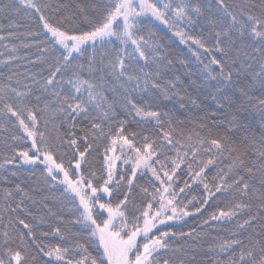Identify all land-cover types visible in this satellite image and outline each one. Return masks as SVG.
<instances>
[{
	"label": "snow or ice",
	"instance_id": "6c2138e0",
	"mask_svg": "<svg viewBox=\"0 0 264 264\" xmlns=\"http://www.w3.org/2000/svg\"><path fill=\"white\" fill-rule=\"evenodd\" d=\"M61 9L67 13L69 6L0 3V13H24L38 23L28 35L43 37L34 45L49 54L30 61L46 63L47 75L30 73L22 89L11 83L0 89V131L6 133L0 145V264H264V0H84L57 18ZM155 21L181 43L202 49L207 63L199 51L192 53L194 68L173 57L165 37L153 31ZM179 24L206 35L193 36ZM15 37L8 31L0 42ZM3 46L19 51L15 44ZM16 59L23 57L3 63ZM182 75L215 82L209 94L216 112L199 117L195 143L174 126L184 123L177 110L199 107ZM256 91L262 147L250 152L248 105ZM165 101L173 108L162 107ZM145 123L156 137L138 142L129 126ZM101 143L97 171L89 157ZM193 185L204 194L179 199ZM45 191L39 201L32 194ZM48 200L61 207L54 210ZM29 203L46 211L36 215ZM211 205L217 207L197 227L175 230ZM65 206L69 219L62 215ZM210 221L234 226L227 238L214 236L205 247L198 229ZM51 236L60 242L46 243Z\"/></svg>",
	"mask_w": 264,
	"mask_h": 264
},
{
	"label": "trees",
	"instance_id": "16d2710c",
	"mask_svg": "<svg viewBox=\"0 0 264 264\" xmlns=\"http://www.w3.org/2000/svg\"><path fill=\"white\" fill-rule=\"evenodd\" d=\"M11 0H0V3L2 4H9ZM40 3H51L54 7L56 4H66L69 6V11L66 13L63 9L59 13H56V17L60 18L62 15H68L72 12H75L76 5L79 3H83L84 0H39ZM167 2V0L165 1ZM51 14V13H48ZM7 17V18H6ZM12 22H15L17 27H10V24ZM79 27H87L82 21H78ZM157 25H159V28L153 29V31L156 32L157 36H163L165 37L164 42L169 45V51L172 54L173 57H179L180 59H188L191 61L190 67H196V57L193 56V52L199 51L201 54V58L204 59V62L207 63V58L205 57L202 49H197V46L192 44L191 41H189L187 44L181 43L180 38L174 35V30L168 29L165 25L160 24L159 21H155ZM71 27V26H70ZM178 27L182 28L184 31L191 32V35L193 36H202L206 35V33L202 34L198 29L191 30L188 28H185L183 24H179ZM39 30L38 23L31 18L30 15L21 13L19 16H12L8 12H2L0 13V35H6L8 31H13L16 33V37L7 40L4 42H0V73L3 75H0V89L5 88L8 83H11L13 87H18L20 89L23 88V85L26 83H30L31 79L29 74H43L47 75V72L45 71L47 64L44 63H31L30 61H37V57H42L45 60L49 58V54L47 53H41L38 51L37 47L34 45V41L38 39H43V37H35V36H29L28 33L35 32ZM145 36H147V30L143 32ZM4 44H8L9 47L12 44L17 45L19 51L18 53H11L9 50L4 48ZM22 44H31L33 46L31 47H20ZM43 47V45H41ZM112 46L109 45L105 49L106 51H111ZM131 51V49H129ZM11 55H18L20 57H23V59H16L12 60L10 63L7 64V66L4 65L3 61L7 60L9 56ZM176 68L180 69L181 72L184 71L180 67V65L177 63ZM15 73V75H13ZM9 76H12V80L9 81L7 78ZM39 78V75L37 76ZM181 79L184 81V89L188 92L189 96L197 100V104L199 107L193 106L191 104H187L186 109L183 110H177L176 115L179 118V120L184 121V123H176L174 126L176 128L177 133H182L185 137H187L189 134L193 136L192 143H195L196 139V133L200 130L198 129L197 121L199 117L203 116L205 113H213L216 112V101L212 99V96L209 94L212 91V85L215 83L214 81H208L205 82L202 77L199 75H194L191 77L188 76H181ZM16 80L20 81V84H16ZM183 94V93H182ZM109 96H111V93H108ZM260 98V93L258 91L254 92L252 94V104L248 105L249 111L251 112V116L249 119L252 122V130L254 132V141L251 142V145L249 147V151L251 152L252 147L254 146L255 149L259 150L262 145L260 143L261 138V117L258 108L253 107V105L258 104V100ZM239 102V101H238ZM164 108H173V104L165 101L162 105ZM176 109H179V106H175ZM235 109H229L225 108L224 112L234 111ZM244 115H248V113H244ZM186 117H191V119H186ZM139 119V118H137ZM0 123H3V121H0ZM129 130H134L139 135L137 136V141L139 142L142 139V136L144 135H151L153 138L156 137V132L154 131L151 124H131L129 126ZM221 131H223L221 129ZM205 133H201V135H204ZM6 133L0 131V145L3 143V136H5ZM159 143V141H158ZM63 151V149L61 150ZM169 155H174V152H169ZM69 154L65 155L64 159L65 162H67L69 158ZM3 153L0 152V159H2ZM102 156H103V144H100V147L93 151L92 155L89 157V160L91 162V167H93L95 170H99L101 163H102ZM118 165L121 168H124L126 166L122 165L121 162H117ZM183 167V166H182ZM150 176L151 174L148 173ZM188 179L187 176H184L181 178ZM140 183L142 185L148 186L149 190L151 191V187L147 185L146 180L141 179ZM5 187L7 185H4ZM182 186V183H181ZM36 199L39 201L40 198L43 195H47L48 193L45 191L44 193L40 192H33L32 193ZM204 194L202 186L197 189L195 185H193V188L191 191L186 190L185 193H181L179 195V199H185L190 200L193 196L199 197ZM56 195H59V191H56ZM206 195V194H205ZM19 199V197H17ZM137 203L142 202L141 197H136ZM49 207H52L54 210H57L61 207L60 203L54 202L53 200H48L46 202ZM222 206V205H221ZM3 207L2 202V194H0V208ZM29 207L32 209L33 213L36 215L43 214L46 209L43 207V204L38 203L37 205L33 206L29 203ZM217 205H211L208 207L207 211H205L202 215L198 214L195 217H188L187 223L183 224L181 222L182 227L178 226L175 230L176 231H189L190 228H195L197 225L201 223L203 219H205L208 214L213 211ZM65 219L71 218V214L68 212V207H64V211L62 213ZM106 216V213H105ZM7 218H5L6 223ZM54 223V221H53ZM233 223L227 222V221H210L208 225H204L202 229H198L202 233V243L205 247L208 246V244L212 243V237H219L221 239L227 238L231 231L233 230ZM4 228L3 224H0V233H2ZM44 230H48L47 226H45ZM46 243L56 244L59 243V237L51 236L46 241ZM180 243H183V241H180ZM191 243V241H189Z\"/></svg>",
	"mask_w": 264,
	"mask_h": 264
},
{
	"label": "rangeland",
	"instance_id": "374dc122",
	"mask_svg": "<svg viewBox=\"0 0 264 264\" xmlns=\"http://www.w3.org/2000/svg\"><path fill=\"white\" fill-rule=\"evenodd\" d=\"M165 1H166V0H162V3L165 2ZM117 154H119V153H117Z\"/></svg>",
	"mask_w": 264,
	"mask_h": 264
}]
</instances>
